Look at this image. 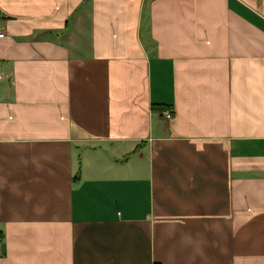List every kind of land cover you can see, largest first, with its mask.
Segmentation results:
<instances>
[{
    "label": "crops",
    "instance_id": "obj_1",
    "mask_svg": "<svg viewBox=\"0 0 264 264\" xmlns=\"http://www.w3.org/2000/svg\"><path fill=\"white\" fill-rule=\"evenodd\" d=\"M0 27V264H264V0H0Z\"/></svg>",
    "mask_w": 264,
    "mask_h": 264
},
{
    "label": "built area",
    "instance_id": "obj_2",
    "mask_svg": "<svg viewBox=\"0 0 264 264\" xmlns=\"http://www.w3.org/2000/svg\"><path fill=\"white\" fill-rule=\"evenodd\" d=\"M3 35V31L1 30V27H0V36ZM0 77H1V74H0ZM161 113L162 115L165 117V118H170L171 115H172V111L170 109H167V108H163L161 110ZM1 244H2V236L0 235V251H1Z\"/></svg>",
    "mask_w": 264,
    "mask_h": 264
}]
</instances>
